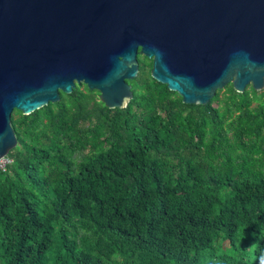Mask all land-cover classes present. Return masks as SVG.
I'll use <instances>...</instances> for the list:
<instances>
[{
    "label": "trees",
    "instance_id": "16d2710c",
    "mask_svg": "<svg viewBox=\"0 0 264 264\" xmlns=\"http://www.w3.org/2000/svg\"><path fill=\"white\" fill-rule=\"evenodd\" d=\"M149 68L124 109L13 111L0 264H264V90L185 105Z\"/></svg>",
    "mask_w": 264,
    "mask_h": 264
},
{
    "label": "water",
    "instance_id": "95a60500",
    "mask_svg": "<svg viewBox=\"0 0 264 264\" xmlns=\"http://www.w3.org/2000/svg\"><path fill=\"white\" fill-rule=\"evenodd\" d=\"M185 105L228 84L264 90V0H0V161L29 115L84 85L108 109L133 98L138 56Z\"/></svg>",
    "mask_w": 264,
    "mask_h": 264
},
{
    "label": "rangeland",
    "instance_id": "374dc122",
    "mask_svg": "<svg viewBox=\"0 0 264 264\" xmlns=\"http://www.w3.org/2000/svg\"><path fill=\"white\" fill-rule=\"evenodd\" d=\"M139 61H141V63H143V64H147V66L149 65L148 63H146L147 60L145 58H142ZM146 73H148V70L146 71ZM95 96L98 99V94L97 93L95 94ZM8 163H10V161L7 160V159H4V160L0 161V169H3L4 168V165H6Z\"/></svg>",
    "mask_w": 264,
    "mask_h": 264
},
{
    "label": "flooded vegetation",
    "instance_id": "af4514ba",
    "mask_svg": "<svg viewBox=\"0 0 264 264\" xmlns=\"http://www.w3.org/2000/svg\"><path fill=\"white\" fill-rule=\"evenodd\" d=\"M142 58H145V57H143V56H141V55H139L138 56V62H139V72H140V67H141V61H139L140 59H142ZM146 59V58H145ZM147 60V62L146 63H148V64H150V68H149V73H150V70H151V66H152V61L151 60H148V59H146ZM144 65V64H143ZM139 74V73H138Z\"/></svg>",
    "mask_w": 264,
    "mask_h": 264
},
{
    "label": "built area",
    "instance_id": "2783aa9c",
    "mask_svg": "<svg viewBox=\"0 0 264 264\" xmlns=\"http://www.w3.org/2000/svg\"><path fill=\"white\" fill-rule=\"evenodd\" d=\"M2 161V160H1Z\"/></svg>",
    "mask_w": 264,
    "mask_h": 264
}]
</instances>
